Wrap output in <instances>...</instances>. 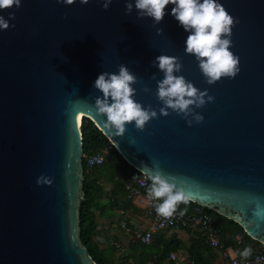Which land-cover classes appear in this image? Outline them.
<instances>
[{
    "label": "water",
    "instance_id": "water-1",
    "mask_svg": "<svg viewBox=\"0 0 264 264\" xmlns=\"http://www.w3.org/2000/svg\"><path fill=\"white\" fill-rule=\"evenodd\" d=\"M217 2L238 21L230 51L240 71L214 85L185 53L189 33L171 15V4L156 27L151 18L137 19L135 7L125 15L126 0H112L107 11L97 0L71 6L21 0L19 9L0 11L16 17L0 30V264H96L78 232L80 112L140 174L159 164L190 201L232 219L264 246V0ZM159 55L178 57L176 75L214 97L194 109L202 123L189 127L171 110L160 116L157 80L164 77L152 66ZM121 64L137 77L135 101L150 105L157 118L143 132L133 122L117 137L96 114L102 93L94 83L103 72L118 74ZM42 175L51 186L37 185Z\"/></svg>",
    "mask_w": 264,
    "mask_h": 264
},
{
    "label": "clouds",
    "instance_id": "clouds-1",
    "mask_svg": "<svg viewBox=\"0 0 264 264\" xmlns=\"http://www.w3.org/2000/svg\"><path fill=\"white\" fill-rule=\"evenodd\" d=\"M57 3L71 6L77 0H56ZM82 5H87L89 0H79ZM102 3L105 11L109 9L112 0H97ZM173 5L171 15L179 25L189 33L186 40L185 53L192 55L198 61V66L208 85H214L222 78H235L239 71V57L234 55L230 48L231 30L235 23L234 18L226 11L217 0H126L125 15H130L135 7L137 19L151 18L153 27L161 23L165 16L167 5ZM21 7V0H0V11ZM15 13H10L8 18L0 15V30H8L10 21L15 20ZM67 17H65L66 19ZM15 27L14 24L11 25ZM162 29L157 28V35ZM153 67H158L163 73V79L157 80L158 91L156 96L163 104L159 108L160 116L167 117L171 112L181 115L191 127L193 122L200 124L204 117L194 109H202L208 103L214 102V97L208 92L200 91L187 81L182 75H176L182 70V63L178 57L159 55L152 62ZM151 79L156 80L155 74ZM138 83L137 77L129 68L121 64L117 73L103 72L94 83L101 96L95 98L94 109L96 114L106 117L103 127L114 130V135L123 137L126 126L134 122L135 128L143 132L146 124L157 118V111L150 105L145 108L134 99L136 90L132 87ZM145 93L150 92L144 87ZM191 117V119H189ZM141 172L151 181L148 188V197L155 201L157 214L164 218L173 217L179 204H188L190 196L183 187H177L174 178L165 175L156 164L154 169L144 166ZM135 177H133L134 179ZM52 180L46 176L37 179V185L51 186ZM187 209L180 211L185 215ZM260 216V212L255 213ZM252 249L247 247L240 253L244 258L251 255Z\"/></svg>",
    "mask_w": 264,
    "mask_h": 264
},
{
    "label": "trees",
    "instance_id": "trees-1",
    "mask_svg": "<svg viewBox=\"0 0 264 264\" xmlns=\"http://www.w3.org/2000/svg\"><path fill=\"white\" fill-rule=\"evenodd\" d=\"M81 134L84 198L79 208L78 232L81 244L88 250L93 261L96 264H164L170 253L178 254L185 251L187 259L205 264L201 252L210 253L214 248L210 246L206 233L200 228L165 229L154 235L148 245L128 239L129 235L120 228V224L124 222L133 228L130 215L142 211L128 199L126 187L141 174L122 158L91 120L82 119ZM93 155L103 156L104 161L101 165L88 167L86 157ZM196 206L200 205L192 201L188 204L181 203L177 207V213L180 214V211L187 209L183 216L189 215ZM202 208L210 215L211 225L219 230L220 240L225 247H232L236 252L247 247L252 250H264L263 245L247 236L238 223L218 214L215 210ZM99 219L105 220L106 224L99 223ZM176 230L188 233L193 231L188 245L171 238L169 240L166 238L164 243L161 242L162 237L164 239L165 235ZM121 232L127 237L126 243L122 244L123 251L115 245L121 242ZM236 237L239 240H236ZM225 240L228 241V245L223 242Z\"/></svg>",
    "mask_w": 264,
    "mask_h": 264
},
{
    "label": "built area",
    "instance_id": "built-area-1",
    "mask_svg": "<svg viewBox=\"0 0 264 264\" xmlns=\"http://www.w3.org/2000/svg\"><path fill=\"white\" fill-rule=\"evenodd\" d=\"M103 161L104 158L101 155L86 157V165L88 167L101 165ZM150 183L151 181L148 180L145 175L141 174L126 187L128 190V199L132 201L134 206L141 209L144 216L148 220V224H137L134 225L133 228L128 227L124 222L120 224V228L124 230L127 235H129L130 240L148 245L154 235L165 229L175 227L184 229L200 228L206 233L210 246L217 249L220 253L223 264H264V250H252L251 255L244 258L240 255V253L243 252L245 248H240V250L236 252L225 247L220 240L219 230L211 225L210 215L207 214L200 206L194 207L193 212L186 216H181L177 212L170 218L159 216L155 210V204L158 201L148 197V188ZM120 213L122 214V212ZM236 240H239V238L236 237ZM115 245L123 251L122 244L119 243ZM181 258V254L172 252L169 254L166 264H178V261ZM183 258L186 259L184 264H201L198 261L187 259V256Z\"/></svg>",
    "mask_w": 264,
    "mask_h": 264
},
{
    "label": "crops",
    "instance_id": "crops-1",
    "mask_svg": "<svg viewBox=\"0 0 264 264\" xmlns=\"http://www.w3.org/2000/svg\"><path fill=\"white\" fill-rule=\"evenodd\" d=\"M130 221L133 225H137V224L146 225V224H148V220L144 216L143 212L139 213V214L133 213L132 215H130ZM99 223L106 224L105 220H101V219H99ZM192 233H193V231H192ZM192 233H188L187 231H183V230H176L174 232H169L167 235L164 236V239L162 237L161 242L164 243V242H166V240H165L166 238L168 240L171 238V239H177L181 242H184V244L188 245L189 239H190ZM125 235H126L125 233L121 232V234H120V241H121L120 243L121 244L126 243L125 240L127 237ZM171 235H174V236L170 237ZM161 236H162V234L160 233L159 237H161ZM128 239L130 240V237H128ZM223 242L226 245H228L227 240H225ZM227 248L230 249L231 251L234 250L232 247H227ZM179 254L182 255V258L186 256L185 251H183L182 253H179ZM200 255L203 258V262L205 264H223L220 253L218 251H216L215 249H211L210 253H208V252L206 253L203 251V252H201ZM182 258L178 261V264H184L186 262V259L185 258L182 259ZM164 264H166V263H164Z\"/></svg>",
    "mask_w": 264,
    "mask_h": 264
},
{
    "label": "bare ground",
    "instance_id": "bare-ground-1",
    "mask_svg": "<svg viewBox=\"0 0 264 264\" xmlns=\"http://www.w3.org/2000/svg\"><path fill=\"white\" fill-rule=\"evenodd\" d=\"M83 116H86V115H83L82 112H80V113L77 115V126H78V127L81 125V120H82Z\"/></svg>",
    "mask_w": 264,
    "mask_h": 264
}]
</instances>
